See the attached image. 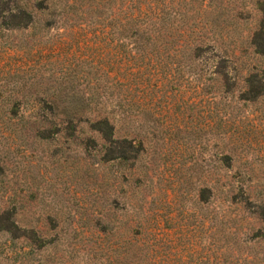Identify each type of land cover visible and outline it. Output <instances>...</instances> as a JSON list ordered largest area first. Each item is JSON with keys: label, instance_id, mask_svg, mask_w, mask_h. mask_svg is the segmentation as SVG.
<instances>
[{"label": "rangeland", "instance_id": "rangeland-1", "mask_svg": "<svg viewBox=\"0 0 264 264\" xmlns=\"http://www.w3.org/2000/svg\"><path fill=\"white\" fill-rule=\"evenodd\" d=\"M6 1L0 264H264V0Z\"/></svg>", "mask_w": 264, "mask_h": 264}, {"label": "trees", "instance_id": "trees-1", "mask_svg": "<svg viewBox=\"0 0 264 264\" xmlns=\"http://www.w3.org/2000/svg\"><path fill=\"white\" fill-rule=\"evenodd\" d=\"M76 1L78 0H67V5H75ZM11 3H13L14 6L11 7ZM6 9H10L7 13L10 14V18L13 20H20V21H26V23H34V14L28 10L27 4H24L23 0H14V1H6L5 4ZM10 5V6H9ZM36 10L42 11V10H50L52 8H56V2L54 0H45V1H39L36 3V6H34ZM143 15L142 12H139V14H134L129 17V21L136 25V31L135 28L133 29L135 32L143 31V24H140L141 21L138 16ZM133 18L132 20H130ZM145 33V32H142ZM150 44H144L142 46H139L136 51L141 52V54H147L148 51L153 52L154 50L152 48H149ZM148 64V63H147ZM114 105V102L111 101L110 103H104L103 106H100L99 112H91V115H94V117L90 118L92 122L90 123V130L98 135H100L107 143H114L115 137L117 134V126H116V120L115 116H112L114 111L116 109H124L120 104L117 103L113 108L111 112H107L109 106ZM87 105L85 104H66L64 106L59 105H50V112L55 118H61L63 119H72L77 115L83 116L87 115ZM99 105L97 106V108ZM40 109V108H39ZM92 111V110H91ZM94 111V110H93ZM97 111V110H96ZM120 111V110H119ZM120 115V114H119ZM91 117V116H90ZM41 120V118H40ZM37 122V121H36ZM121 158V157H120Z\"/></svg>", "mask_w": 264, "mask_h": 264}]
</instances>
